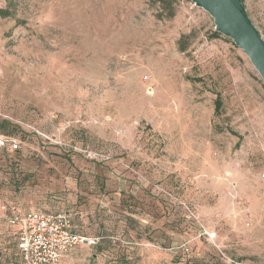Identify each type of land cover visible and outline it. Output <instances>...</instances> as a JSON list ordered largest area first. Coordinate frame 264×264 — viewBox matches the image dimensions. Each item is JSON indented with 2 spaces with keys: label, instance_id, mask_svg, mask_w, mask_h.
Masks as SVG:
<instances>
[{
  "label": "rangeland",
  "instance_id": "374dc122",
  "mask_svg": "<svg viewBox=\"0 0 264 264\" xmlns=\"http://www.w3.org/2000/svg\"><path fill=\"white\" fill-rule=\"evenodd\" d=\"M163 5L0 0V212L109 241L56 264H264V84L208 12ZM0 264H22L3 220Z\"/></svg>",
  "mask_w": 264,
  "mask_h": 264
},
{
  "label": "built area",
  "instance_id": "2783aa9c",
  "mask_svg": "<svg viewBox=\"0 0 264 264\" xmlns=\"http://www.w3.org/2000/svg\"><path fill=\"white\" fill-rule=\"evenodd\" d=\"M17 150L16 140L0 136V150ZM264 178V174L262 176ZM0 220L15 231V242L23 264H56L72 248L93 247L98 239L76 233L69 215L64 212L34 210L0 214Z\"/></svg>",
  "mask_w": 264,
  "mask_h": 264
},
{
  "label": "water",
  "instance_id": "95a60500",
  "mask_svg": "<svg viewBox=\"0 0 264 264\" xmlns=\"http://www.w3.org/2000/svg\"><path fill=\"white\" fill-rule=\"evenodd\" d=\"M213 18L216 32L231 39L264 84V39L249 19L241 0H190Z\"/></svg>",
  "mask_w": 264,
  "mask_h": 264
},
{
  "label": "trees",
  "instance_id": "16d2710c",
  "mask_svg": "<svg viewBox=\"0 0 264 264\" xmlns=\"http://www.w3.org/2000/svg\"><path fill=\"white\" fill-rule=\"evenodd\" d=\"M158 2L160 3V5H161V9H162V11L163 10H165V11H168L169 12V15L171 16L172 15V9L170 10V6L171 5H169L168 7H166L165 8V6L163 5V0H158ZM9 16V11L7 10V9H0V18H6V17H8ZM181 49H183L182 47H181ZM220 107H221V102H220V99H219V97L217 96L216 97V99H215V101H214V113L215 114H217L218 113V111H219V109H220ZM19 149V148H18ZM1 150H7V151H9V152H15V151H17V150H11V148L9 147V146H5L4 148H2ZM14 213H16V210L15 209H13V208H11L10 210H8L5 214H8V215H10V214H14ZM126 221H127V225H129L130 224V221H132L131 220V218H126ZM13 237L15 238V231L13 230ZM106 236H102V241H99L98 240V243H97V245H96V249H97V251H99V252H103V250H104V246L105 245H107V242H109L108 240H105L104 238H105ZM104 239V240H103ZM15 248H16V250H17V246H16V242H15ZM17 252H18V250H17ZM18 254H19V252H18ZM22 264H23V262H22ZM114 264H135L133 261H132V259L125 253V251H123L122 253H121V255L120 256H118L115 260H114ZM215 264H220L219 262H216Z\"/></svg>",
  "mask_w": 264,
  "mask_h": 264
},
{
  "label": "crops",
  "instance_id": "0c3cea01",
  "mask_svg": "<svg viewBox=\"0 0 264 264\" xmlns=\"http://www.w3.org/2000/svg\"><path fill=\"white\" fill-rule=\"evenodd\" d=\"M0 214H4L3 212H0Z\"/></svg>",
  "mask_w": 264,
  "mask_h": 264
}]
</instances>
